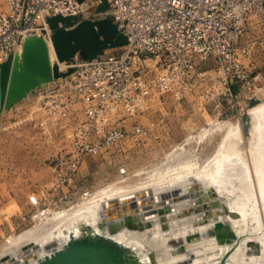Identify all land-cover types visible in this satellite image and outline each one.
Segmentation results:
<instances>
[{
	"label": "built area",
	"instance_id": "built-area-1",
	"mask_svg": "<svg viewBox=\"0 0 264 264\" xmlns=\"http://www.w3.org/2000/svg\"><path fill=\"white\" fill-rule=\"evenodd\" d=\"M0 12V65L15 57L29 36L52 38L55 16H78L97 8L111 19L127 42L117 50L66 62L60 75L37 87L35 125L43 140L61 136L55 168L77 166L86 154H97L129 134L144 129L138 115L155 98L182 101L201 94L222 103L234 87H253L243 58L264 39V0H7ZM86 19L81 18L80 20ZM59 25H64L62 21ZM259 27L262 36L242 41ZM155 59L157 73L148 60ZM59 65V63H58Z\"/></svg>",
	"mask_w": 264,
	"mask_h": 264
},
{
	"label": "rangeland",
	"instance_id": "rangeland-1",
	"mask_svg": "<svg viewBox=\"0 0 264 264\" xmlns=\"http://www.w3.org/2000/svg\"><path fill=\"white\" fill-rule=\"evenodd\" d=\"M5 11H9V4L7 0H0V12ZM97 13L100 11L95 7H86L77 19L101 18L102 15ZM260 36L262 31L256 27L252 31H247L241 42ZM117 49L112 47L107 51ZM15 57L10 59L11 66L17 60ZM243 61L256 84L252 88L235 86L233 97L222 103H216L213 98L201 94L190 95L182 101H177L170 95H165L161 100L155 98L150 110L146 114L137 116L143 126V133L137 137L132 134L130 123L134 118H130L126 120L129 129L126 138L100 153L86 154L77 166L65 165L58 169L55 168L53 159L59 154L62 138L56 135L51 143L46 142L40 134L39 127L35 125V119L42 115L40 110H36L39 98L37 87L28 95L13 101H9L4 95L0 109V262L8 260L17 250L35 243L34 239L24 240L13 248L3 251L1 248L9 242L10 235L33 233L45 228L46 225L56 224L50 219L51 217L44 218L45 215H39L41 210L42 213L64 211L81 203L85 193L96 192L108 186H125L127 192H131L144 187V183L152 182L150 184L154 187L155 184L162 183V178H164L162 184L175 182L181 177H187L188 171L198 165L205 171L204 168L206 169L216 156L228 133L226 126L221 127L226 121L239 122L243 130V138L238 143V147L250 157L254 139L251 137L252 117L248 111L264 103V39H258L252 55L244 57ZM155 62V59L148 60L152 69L151 76L157 73ZM64 64L59 63V66L64 68L66 63ZM214 128L216 130H213ZM252 184L255 191L253 197H255L250 199L253 203L252 205L250 203L249 208L252 207L251 212L254 210L258 212L260 209L258 213L261 215L253 181ZM231 187L230 185V191ZM33 195L38 198L35 200ZM233 195H229L231 200L228 196L223 198L225 201L230 200L228 203L231 202L230 207L228 206L230 215L232 214V217L235 215L240 220L246 219L249 232L247 236L249 235L250 239L263 235L264 223L261 222L262 227L259 228L254 213H250L249 210L245 213L239 211L237 204L240 198L238 199L236 194ZM214 203L220 204L221 200L216 198ZM125 215L134 217L130 213ZM260 215L259 218L263 221ZM126 220L127 218L120 217L113 219L112 222H126ZM256 222L257 226H255ZM219 232L228 242H233L239 236L233 228L230 233L227 226L221 227ZM261 246L263 247L262 243H256L253 253H262ZM232 253V249L225 253L222 250L221 253L210 258L213 261L209 264L215 262L234 264L232 260L234 253Z\"/></svg>",
	"mask_w": 264,
	"mask_h": 264
},
{
	"label": "bare ground",
	"instance_id": "bare-ground-1",
	"mask_svg": "<svg viewBox=\"0 0 264 264\" xmlns=\"http://www.w3.org/2000/svg\"><path fill=\"white\" fill-rule=\"evenodd\" d=\"M25 41L13 66L9 60L2 63L1 100L4 95L9 101L28 95L43 85L46 77L53 75L56 64L66 63L58 61L52 39L43 37L46 63L41 70L33 71ZM248 113L252 117L251 137L254 139L250 157L238 147L243 138L239 122L226 121L221 127L226 126L228 133L205 171L198 165L188 171L187 177L175 182L169 183L165 178L167 184H162V178V183L157 185L154 180V187L152 182L144 183V187L131 192H127L125 186L103 187L85 193L81 203L67 210L58 213H42L41 210L39 215L51 217L56 224L33 233L10 235L9 242L1 248L3 251L24 240L34 239L35 243L17 250L0 264H209L213 261L210 258L231 249L234 264H264V234L250 239L246 219L232 217L228 209L229 195L236 194L240 198L239 211H250V199L255 197L253 181L262 214L258 213L257 204L258 212L250 213L258 219L259 228L264 223V103L252 107ZM226 196L230 200L225 201ZM33 198L38 197L33 195ZM216 198L221 200L220 204L214 203ZM129 213L134 217L125 215ZM120 217L127 218L126 222H112ZM258 224L256 222L255 226ZM224 226L230 233L232 228L238 233L233 242L226 241L219 232ZM111 229L118 230L112 232ZM94 237L98 238L96 244L89 240ZM256 243L263 244L260 254L253 253ZM154 258L156 262L151 261Z\"/></svg>",
	"mask_w": 264,
	"mask_h": 264
},
{
	"label": "water",
	"instance_id": "water-1",
	"mask_svg": "<svg viewBox=\"0 0 264 264\" xmlns=\"http://www.w3.org/2000/svg\"><path fill=\"white\" fill-rule=\"evenodd\" d=\"M104 9H105V4L100 5L97 8V10L99 11H102ZM77 17L78 16H68V17L55 16L51 18V24L54 28V36H53L54 44L60 61L73 59L78 54H80V56L84 58H93L96 55L103 53L105 50L109 48L120 46L127 42L126 36L118 31L116 24L113 23L111 19L107 18V19H99V20H90V19L80 20L77 19ZM58 21H62L64 25L60 26L58 24ZM71 24L76 25V27L67 29V25H71ZM101 35H103L102 38ZM68 39L69 40L73 39L76 41V43L74 44L76 48L74 53H72L71 55L67 57H62L60 54L61 53L60 48H63L64 51L69 50V47H67L66 45ZM25 43H28L30 68L33 71L41 70L46 63L43 37L29 36L27 37ZM2 65L3 64L0 65V109H1V96H2L1 93ZM72 71L73 69L70 68L68 72H62L59 69V65L56 64L53 70V75L50 74V76L46 77L44 79V82L47 83L53 80L54 78L59 77L60 75H66L67 73H70ZM117 230L118 229L116 230L111 229L110 231L114 232ZM97 239L98 238L94 237L93 239H89V240L92 242V244H96ZM155 260L156 258L152 259L151 261H155Z\"/></svg>",
	"mask_w": 264,
	"mask_h": 264
},
{
	"label": "crops",
	"instance_id": "crops-1",
	"mask_svg": "<svg viewBox=\"0 0 264 264\" xmlns=\"http://www.w3.org/2000/svg\"><path fill=\"white\" fill-rule=\"evenodd\" d=\"M59 22L60 21H58V24H59ZM76 27V25H73L72 27H67V29H71V28H75ZM103 37V35H101V38ZM52 39V41H53V44H54V39H53V37L51 38ZM76 43V41L75 40H69L68 39V42H67V47H69V50H67V51H64V49L63 48H60L61 49V56L62 57H67V56H69V55H71L72 53H74V51H75V46H74V44ZM54 47H55V44H54ZM78 48V47H77ZM55 50H56V47H55ZM56 54H57V57H58V53H57V50H56ZM59 58V57H58ZM1 93H2V83H1ZM1 98H2V96H1ZM1 103H2V100H1Z\"/></svg>",
	"mask_w": 264,
	"mask_h": 264
},
{
	"label": "trees",
	"instance_id": "trees-1",
	"mask_svg": "<svg viewBox=\"0 0 264 264\" xmlns=\"http://www.w3.org/2000/svg\"><path fill=\"white\" fill-rule=\"evenodd\" d=\"M54 36V35H53Z\"/></svg>",
	"mask_w": 264,
	"mask_h": 264
}]
</instances>
